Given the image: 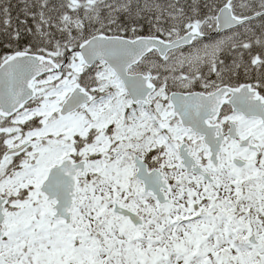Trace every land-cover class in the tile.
<instances>
[{
    "label": "snow or ice",
    "instance_id": "obj_1",
    "mask_svg": "<svg viewBox=\"0 0 264 264\" xmlns=\"http://www.w3.org/2000/svg\"><path fill=\"white\" fill-rule=\"evenodd\" d=\"M0 264H264V0H0Z\"/></svg>",
    "mask_w": 264,
    "mask_h": 264
}]
</instances>
